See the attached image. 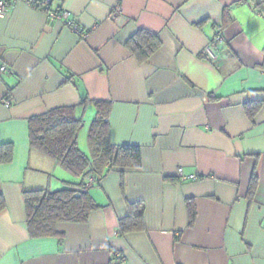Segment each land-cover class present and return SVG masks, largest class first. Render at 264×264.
I'll list each match as a JSON object with an SVG mask.
<instances>
[{"label":"crops","instance_id":"obj_1","mask_svg":"<svg viewBox=\"0 0 264 264\" xmlns=\"http://www.w3.org/2000/svg\"><path fill=\"white\" fill-rule=\"evenodd\" d=\"M49 1L82 34L34 0L0 16V145L13 146L0 163V264H264V2ZM140 28L161 41L144 62L124 45ZM250 100L261 101L253 118ZM96 101L108 103L109 142L138 146L141 164L125 170L123 193L117 167L90 187L98 207L85 221L32 237L23 190L78 178L30 145L28 120L74 106L79 145ZM179 167L197 177L179 180ZM126 201L144 205L145 230L118 232Z\"/></svg>","mask_w":264,"mask_h":264},{"label":"trees","instance_id":"obj_2","mask_svg":"<svg viewBox=\"0 0 264 264\" xmlns=\"http://www.w3.org/2000/svg\"><path fill=\"white\" fill-rule=\"evenodd\" d=\"M44 0H34L40 6ZM264 2V0H262ZM50 1L48 2V4ZM139 62L146 61L161 45L156 33L140 28L124 44ZM66 80L73 82L74 75L63 70ZM97 115L91 121L86 153L78 145V131L83 125L81 117L75 115L74 106L52 108L28 120L30 145L38 149L56 164L77 177L76 181H64L56 189L47 187L23 190L28 233L32 237L60 235L56 224L61 221L83 222L98 205L93 200L86 185L85 177L93 174L97 178L112 167L121 169L120 190L124 191V172L126 169L139 168L141 164L140 149L136 145H114L108 138V103L96 101ZM261 101H247L244 111L253 118ZM13 155L11 143L0 145V163L10 162ZM257 178L250 179L248 195L251 196ZM127 214L118 221V232L145 230L144 205L141 202L126 201ZM189 224L194 220L195 206L191 200L187 203ZM5 203L0 194V211Z\"/></svg>","mask_w":264,"mask_h":264},{"label":"built area","instance_id":"obj_3","mask_svg":"<svg viewBox=\"0 0 264 264\" xmlns=\"http://www.w3.org/2000/svg\"><path fill=\"white\" fill-rule=\"evenodd\" d=\"M17 0H0V16H3L5 14H7L11 8L13 7L14 3ZM48 2L49 0H44L43 3L41 4L40 7H47L48 12H47V18L49 21H54L56 19L61 20L65 25L69 26L73 31L82 34V30L81 28L75 23L73 22L70 17H69V12L66 10H62V11H55V10H51L48 8ZM34 6H37L35 3H33ZM116 11H119L118 6L115 7ZM220 35L217 34L215 35V37L209 42V44L205 47V52L207 53V55L211 58L215 57L214 51H213V44L214 42H217L220 40ZM6 70V66L5 65H1L0 66V71H5ZM176 175L178 176L179 180H186V179H195L197 176L196 174L192 173L189 175H185L183 173L182 168H177L176 170ZM97 182V178L95 175L93 174H88L85 177V183L86 185H93Z\"/></svg>","mask_w":264,"mask_h":264},{"label":"rangeland","instance_id":"obj_4","mask_svg":"<svg viewBox=\"0 0 264 264\" xmlns=\"http://www.w3.org/2000/svg\"><path fill=\"white\" fill-rule=\"evenodd\" d=\"M90 125V123H89ZM89 125H88V128H89ZM88 128L87 130H85L84 128H82L79 132V145H80V148L83 150V151H86L87 150V133H88Z\"/></svg>","mask_w":264,"mask_h":264}]
</instances>
